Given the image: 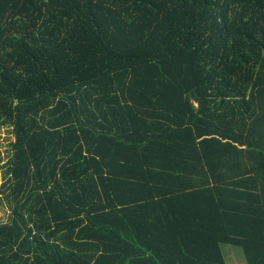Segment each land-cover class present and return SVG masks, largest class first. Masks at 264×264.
I'll list each match as a JSON object with an SVG mask.
<instances>
[{
	"label": "trees",
	"instance_id": "trees-1",
	"mask_svg": "<svg viewBox=\"0 0 264 264\" xmlns=\"http://www.w3.org/2000/svg\"><path fill=\"white\" fill-rule=\"evenodd\" d=\"M0 127V264H264V0H0Z\"/></svg>",
	"mask_w": 264,
	"mask_h": 264
},
{
	"label": "rangeland",
	"instance_id": "rangeland-1",
	"mask_svg": "<svg viewBox=\"0 0 264 264\" xmlns=\"http://www.w3.org/2000/svg\"><path fill=\"white\" fill-rule=\"evenodd\" d=\"M13 141L12 129L10 127H0V224L9 222L12 217L13 203L8 191L9 176L6 172V164L12 155L11 144ZM221 249L226 259L234 258L236 264H246L241 248L223 245Z\"/></svg>",
	"mask_w": 264,
	"mask_h": 264
},
{
	"label": "crops",
	"instance_id": "crops-1",
	"mask_svg": "<svg viewBox=\"0 0 264 264\" xmlns=\"http://www.w3.org/2000/svg\"><path fill=\"white\" fill-rule=\"evenodd\" d=\"M224 262H225V264H236L234 258L226 259L225 256H224Z\"/></svg>",
	"mask_w": 264,
	"mask_h": 264
}]
</instances>
